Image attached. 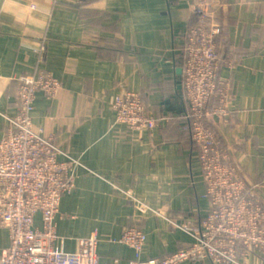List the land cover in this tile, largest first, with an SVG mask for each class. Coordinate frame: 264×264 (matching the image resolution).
Listing matches in <instances>:
<instances>
[{
	"label": "crops",
	"instance_id": "1",
	"mask_svg": "<svg viewBox=\"0 0 264 264\" xmlns=\"http://www.w3.org/2000/svg\"><path fill=\"white\" fill-rule=\"evenodd\" d=\"M212 1L219 77L230 82L237 116L224 143L264 203V0ZM196 22L185 0H0V139L21 76L44 70L60 82L52 97L36 93L32 114L33 130L53 136L57 158L73 160L56 247L75 252L78 238L96 236L101 264H129L193 242L181 227L204 218L208 202L180 79ZM124 89L140 93L157 120L152 130L113 123L112 103ZM137 201L152 211L140 213ZM129 226L144 232L141 250L120 241ZM8 243L0 227V250ZM239 263L264 264V251Z\"/></svg>",
	"mask_w": 264,
	"mask_h": 264
},
{
	"label": "built area",
	"instance_id": "2",
	"mask_svg": "<svg viewBox=\"0 0 264 264\" xmlns=\"http://www.w3.org/2000/svg\"><path fill=\"white\" fill-rule=\"evenodd\" d=\"M185 1L197 22L185 36L180 84L187 103L184 118L198 149L208 212L197 224L181 227L193 239L186 248L129 264L203 259L213 264H240L241 256L264 251V203L259 186L243 176L223 139L237 116L229 105L230 82L219 77L220 27L214 19V3ZM59 86L57 78L44 70L25 74L17 83L16 113L7 118L0 139V227L7 230L9 240L0 250V264H101L96 236L78 238L75 252L54 245L59 238L60 200L74 187L73 160L57 158L60 149L53 136L33 130L32 114L36 93L52 97ZM112 121L132 130H152L157 124L146 112L140 93L128 89L115 96ZM136 205L142 214L152 211L143 202ZM145 239L143 231L129 226L120 241L141 250Z\"/></svg>",
	"mask_w": 264,
	"mask_h": 264
}]
</instances>
